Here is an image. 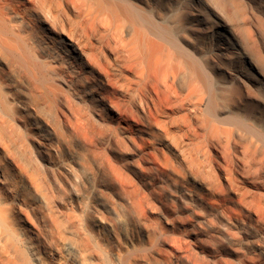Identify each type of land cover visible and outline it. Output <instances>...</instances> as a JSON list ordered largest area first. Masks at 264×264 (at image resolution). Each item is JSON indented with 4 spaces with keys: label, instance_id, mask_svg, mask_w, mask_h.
Returning a JSON list of instances; mask_svg holds the SVG:
<instances>
[{
    "label": "bare ground",
    "instance_id": "6f19581e",
    "mask_svg": "<svg viewBox=\"0 0 264 264\" xmlns=\"http://www.w3.org/2000/svg\"><path fill=\"white\" fill-rule=\"evenodd\" d=\"M157 1L0 0V264H264V129L221 97L264 79Z\"/></svg>",
    "mask_w": 264,
    "mask_h": 264
},
{
    "label": "rangeland",
    "instance_id": "374dc122",
    "mask_svg": "<svg viewBox=\"0 0 264 264\" xmlns=\"http://www.w3.org/2000/svg\"><path fill=\"white\" fill-rule=\"evenodd\" d=\"M149 1L151 7L161 9L164 14L166 10L164 4L157 0ZM174 2L184 4L186 1ZM207 2L208 13L231 30L242 52L250 58L257 69V75L260 74V78L264 79V0H207ZM207 51L211 65L226 67L214 57L211 49ZM221 97L225 107L239 113L240 116L255 118L257 127L264 129V103L260 102L264 101L263 89L259 90L250 83L228 80L222 87ZM260 180L264 184V175Z\"/></svg>",
    "mask_w": 264,
    "mask_h": 264
}]
</instances>
